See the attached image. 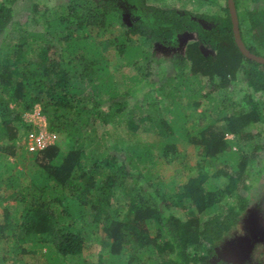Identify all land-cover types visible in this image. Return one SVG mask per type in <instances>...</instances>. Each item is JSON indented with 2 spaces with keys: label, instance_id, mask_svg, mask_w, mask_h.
<instances>
[{
  "label": "trees",
  "instance_id": "16d2710c",
  "mask_svg": "<svg viewBox=\"0 0 264 264\" xmlns=\"http://www.w3.org/2000/svg\"><path fill=\"white\" fill-rule=\"evenodd\" d=\"M225 1L200 15L147 0H65L52 13L34 2L20 22L17 0H0V245L17 242L0 264L43 247L46 264H85L98 228L110 243L98 264H225L212 261L215 247L248 208L250 169L264 154L250 131L264 124V64L238 49ZM251 1L233 0L240 39L264 58V6ZM186 34L195 40L183 44ZM238 81L243 95L232 91ZM145 87L128 114L127 98ZM35 108L65 151H28L24 138L38 130L24 116ZM98 126L125 135L98 136ZM187 145L199 160L184 183L154 176L160 161L182 165ZM10 160L31 170L12 171ZM11 201L23 207L18 219Z\"/></svg>",
  "mask_w": 264,
  "mask_h": 264
},
{
  "label": "rangeland",
  "instance_id": "374dc122",
  "mask_svg": "<svg viewBox=\"0 0 264 264\" xmlns=\"http://www.w3.org/2000/svg\"><path fill=\"white\" fill-rule=\"evenodd\" d=\"M215 4L209 2L196 3L194 0H147V3L161 8H174L179 12H190L193 14H215L218 13L222 7L225 6V0H215ZM242 8L245 9L247 6L251 5V0H240ZM37 2L39 5L50 6L51 13L58 11V6L63 4L65 0H17L14 8V19L16 21L24 22L26 20L27 14L30 13L32 4ZM255 4V5H254ZM256 7L264 6V0L259 3H254ZM221 13V11L219 12ZM201 24L204 28H208L212 25L210 21L201 20ZM195 40V37L190 34H186L182 38L183 44L191 43ZM106 54L111 60V65L114 66L119 62L116 53L111 49H106ZM167 61L162 63L165 67ZM122 74L129 75L132 71L127 69L122 70ZM120 82L121 80L117 78ZM158 80V78H156ZM233 92L238 95H243L247 92L245 84L241 82H234ZM126 86H120L122 91L126 90ZM229 87V86H228ZM228 87L224 88V92H228ZM145 90L135 95L134 97L127 98L126 112L130 114L133 111V105L135 101L141 99ZM205 102L202 101L204 106ZM197 114L201 113L199 109ZM108 131L111 134L125 135V130L123 127L118 129L110 127H97L98 136L104 131ZM250 131L256 136V140L260 141L264 137V124L253 125L250 127ZM143 141H156L157 138L153 134L146 132H140L139 135ZM115 135L110 139L114 141ZM231 138V136H228ZM27 142L28 137L24 138ZM23 141V140H22ZM24 142V141H23ZM51 144H57L65 151V139L63 136H53L50 139ZM181 152L184 154V162L181 165L179 162H175L172 165H165L161 161L153 169L154 176L162 178L168 186L171 180H175L176 183H184L187 177L191 174V170L194 169L197 161L199 160L198 151L193 146H180ZM12 171H21L23 173L31 170L30 163H18L14 164L13 160H10ZM187 168V169H186ZM251 174L249 177L250 189L248 192H244V195L248 197L249 205L248 208L241 213L238 219L237 225L222 239L215 247V256L212 261L221 260L225 264H264V154L254 162L251 167ZM28 177V176H27ZM29 178V177H28ZM27 180V178H26ZM25 182V181H24ZM9 208L10 214L14 219H18L22 211V205L16 204L11 201L6 204ZM3 222V210L0 208V224ZM14 240L8 244L0 245V259L6 255V253L12 251L11 249L15 247ZM110 243L106 241L103 231L98 228L93 230L90 239L85 245V249L82 254V261L86 264H98V257L100 255H105L108 250ZM45 252V248L36 250L35 254H21L15 255L11 253L10 264H46L45 258L41 255Z\"/></svg>",
  "mask_w": 264,
  "mask_h": 264
},
{
  "label": "built area",
  "instance_id": "2783aa9c",
  "mask_svg": "<svg viewBox=\"0 0 264 264\" xmlns=\"http://www.w3.org/2000/svg\"><path fill=\"white\" fill-rule=\"evenodd\" d=\"M24 120L25 122L32 124L38 130L37 132L31 133L27 136L28 139L26 145L30 153L42 150L51 145L50 139L53 136L47 134L45 131V119L41 116L39 108H35L33 112L25 114Z\"/></svg>",
  "mask_w": 264,
  "mask_h": 264
},
{
  "label": "water",
  "instance_id": "95a60500",
  "mask_svg": "<svg viewBox=\"0 0 264 264\" xmlns=\"http://www.w3.org/2000/svg\"><path fill=\"white\" fill-rule=\"evenodd\" d=\"M227 3H228L229 13H230L231 20H232L234 39H235V43H236L238 49L247 58L254 60L258 63L264 64V58L257 57V56L250 54V52L242 44L241 39H240L239 30H238V22H237V18H236V11H235L233 0H227Z\"/></svg>",
  "mask_w": 264,
  "mask_h": 264
}]
</instances>
